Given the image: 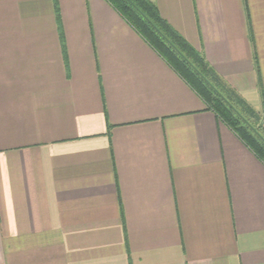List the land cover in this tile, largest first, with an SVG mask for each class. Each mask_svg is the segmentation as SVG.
<instances>
[{
    "label": "crops",
    "instance_id": "obj_1",
    "mask_svg": "<svg viewBox=\"0 0 264 264\" xmlns=\"http://www.w3.org/2000/svg\"><path fill=\"white\" fill-rule=\"evenodd\" d=\"M152 1L264 111V0ZM0 264H264V162L108 0H0Z\"/></svg>",
    "mask_w": 264,
    "mask_h": 264
},
{
    "label": "trees",
    "instance_id": "obj_2",
    "mask_svg": "<svg viewBox=\"0 0 264 264\" xmlns=\"http://www.w3.org/2000/svg\"><path fill=\"white\" fill-rule=\"evenodd\" d=\"M108 1L191 84L208 108L264 162V111H257L232 88L213 69L204 53L161 15L154 1ZM259 88L264 103L260 80Z\"/></svg>",
    "mask_w": 264,
    "mask_h": 264
}]
</instances>
